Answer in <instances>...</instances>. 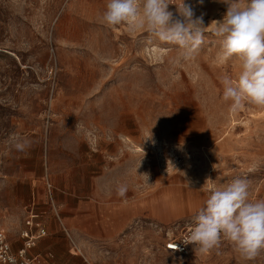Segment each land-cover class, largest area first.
<instances>
[{
  "label": "rangeland",
  "instance_id": "rangeland-1",
  "mask_svg": "<svg viewBox=\"0 0 264 264\" xmlns=\"http://www.w3.org/2000/svg\"><path fill=\"white\" fill-rule=\"evenodd\" d=\"M107 2L0 0V232L17 253L33 212L47 230L35 264H264L226 240L166 249L210 188L247 178L264 199V106L223 99L221 77L241 71L218 57L226 4L184 0L206 26L184 60L147 29L107 25ZM169 3L178 15L182 0Z\"/></svg>",
  "mask_w": 264,
  "mask_h": 264
},
{
  "label": "clouds",
  "instance_id": "clouds-1",
  "mask_svg": "<svg viewBox=\"0 0 264 264\" xmlns=\"http://www.w3.org/2000/svg\"><path fill=\"white\" fill-rule=\"evenodd\" d=\"M222 2L226 12L215 21L214 28L220 38L218 57L222 62L235 57L241 67L235 79L230 75L221 77L223 99L230 102L232 111L245 102L264 106V0ZM169 4V0H108L102 19L109 26L126 24L131 32L147 29L161 41L178 46L180 57L190 60L204 42L203 17H196L184 0L174 16ZM26 144L18 142L16 148L23 150ZM126 193V186L117 188L118 196ZM222 240L230 242L248 260L264 251V199H250L247 178L237 177L226 186L209 189L183 243L205 254L218 249Z\"/></svg>",
  "mask_w": 264,
  "mask_h": 264
},
{
  "label": "built area",
  "instance_id": "built-area-1",
  "mask_svg": "<svg viewBox=\"0 0 264 264\" xmlns=\"http://www.w3.org/2000/svg\"><path fill=\"white\" fill-rule=\"evenodd\" d=\"M56 215L59 217V213L56 208ZM32 212V211H31ZM47 236L46 229L40 227L34 220V213L30 216L27 223V228L22 232L21 237L23 239V246L21 249L14 253L11 244L8 242L6 234L0 232V264H35L34 260L29 257V252L35 248L37 242ZM187 238L183 237L179 240H170L166 244V249L175 253H186L191 244L185 245L183 241Z\"/></svg>",
  "mask_w": 264,
  "mask_h": 264
},
{
  "label": "crops",
  "instance_id": "crops-1",
  "mask_svg": "<svg viewBox=\"0 0 264 264\" xmlns=\"http://www.w3.org/2000/svg\"><path fill=\"white\" fill-rule=\"evenodd\" d=\"M106 211H109L110 209H111V207H109V206H105V207H103ZM131 211H132V213H134L135 214V212H136V209L135 208H133L132 207V209H131ZM38 221L39 222H37V224L40 226V227H42V228H44V229H46L45 228V226L44 225H42L43 223H41V221L39 220V218H38ZM105 224H102V226H104ZM76 229V228H75ZM74 229V230H75ZM47 231V230H46ZM76 231L77 232H80L78 229H76ZM83 233H84V235H85V231H83ZM82 233V234H83ZM46 237V236H45ZM76 241H77V245L79 246V247H84V242H82V239H80V237H77L76 238ZM82 242V243H81ZM38 243V242H37ZM51 244V243H50ZM37 245V244H36ZM36 247V246H35ZM45 249H46V244L44 243V242H39L38 243V247L36 248V252L37 253H39V254H41V253H44L45 252ZM45 263H47L46 261H45ZM44 263V264H45Z\"/></svg>",
  "mask_w": 264,
  "mask_h": 264
}]
</instances>
